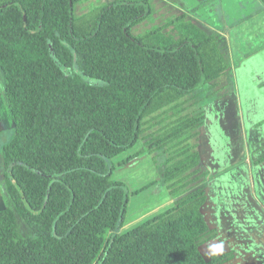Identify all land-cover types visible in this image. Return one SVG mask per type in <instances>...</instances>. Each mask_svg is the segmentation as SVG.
Returning <instances> with one entry per match:
<instances>
[{
	"label": "trees",
	"instance_id": "1",
	"mask_svg": "<svg viewBox=\"0 0 264 264\" xmlns=\"http://www.w3.org/2000/svg\"><path fill=\"white\" fill-rule=\"evenodd\" d=\"M82 1L0 0V68L14 127L0 148V264L227 263L231 253L207 259L200 248L217 231L201 210L205 111L186 105L230 70L222 35L180 12L136 37L148 0L77 13ZM140 139L165 158L153 156L157 180L130 193L112 178V159ZM154 183L172 205L120 232L130 194Z\"/></svg>",
	"mask_w": 264,
	"mask_h": 264
},
{
	"label": "rangeland",
	"instance_id": "2",
	"mask_svg": "<svg viewBox=\"0 0 264 264\" xmlns=\"http://www.w3.org/2000/svg\"><path fill=\"white\" fill-rule=\"evenodd\" d=\"M111 0H84L77 13ZM149 14L132 28L143 37L165 19L185 12L224 40L231 68L211 90L186 96L188 111L202 108L198 151L201 167L208 171L207 199L201 210L217 235L200 246L205 258L231 253L225 264H264V14L257 0H148ZM206 96V98H205ZM13 120L0 68V148L13 135ZM140 139L133 148L115 157L112 178L126 184L130 193L157 180L158 163L165 154L151 153ZM136 154L125 164L121 159ZM1 162V158H0ZM0 199L5 206L3 194ZM173 203L164 184L154 183L129 196L123 232Z\"/></svg>",
	"mask_w": 264,
	"mask_h": 264
},
{
	"label": "crops",
	"instance_id": "3",
	"mask_svg": "<svg viewBox=\"0 0 264 264\" xmlns=\"http://www.w3.org/2000/svg\"><path fill=\"white\" fill-rule=\"evenodd\" d=\"M264 14V13H263ZM264 43V42H263ZM261 45V44H260ZM264 49V47L262 48V49H260V50H258V51H256V52H259V51H261V50H263ZM255 52V53H256ZM262 54H264V53H262ZM122 155V154H121ZM3 208V204H2V202H1V199H0V209H2Z\"/></svg>",
	"mask_w": 264,
	"mask_h": 264
}]
</instances>
